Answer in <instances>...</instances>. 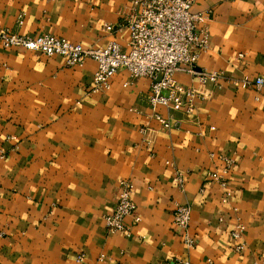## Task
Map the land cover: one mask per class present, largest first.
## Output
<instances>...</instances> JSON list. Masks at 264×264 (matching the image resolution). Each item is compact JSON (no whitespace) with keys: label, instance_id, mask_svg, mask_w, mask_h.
<instances>
[{"label":"crops","instance_id":"crops-1","mask_svg":"<svg viewBox=\"0 0 264 264\" xmlns=\"http://www.w3.org/2000/svg\"><path fill=\"white\" fill-rule=\"evenodd\" d=\"M138 8L135 0H0V29L126 48L127 20ZM193 11H210L209 47L196 68L221 77L201 82L176 72L197 93L190 116L151 107L149 80H132L125 69L93 92V60L67 67L57 55L0 45V264L264 259V84L231 81H264V0H196ZM154 111L179 119L180 128H163ZM219 155L234 159L226 203L203 174L220 169ZM122 179L133 183L140 220L127 217V233H110L103 216ZM174 202L191 209L192 247L173 224ZM237 223L242 251L230 234Z\"/></svg>","mask_w":264,"mask_h":264},{"label":"built area","instance_id":"built-area-1","mask_svg":"<svg viewBox=\"0 0 264 264\" xmlns=\"http://www.w3.org/2000/svg\"><path fill=\"white\" fill-rule=\"evenodd\" d=\"M196 0H135L138 10L127 20L128 43L121 46L116 41L98 47H83L51 33H40L29 36L18 34L7 28L0 29V45L4 48H22L37 51L46 56L57 55L67 67L82 65L86 59L96 64L92 75L93 92L110 86V79L120 69L128 71L130 79L145 77L149 80L147 100L154 109L165 107L170 112H182L187 116L194 113V100L197 93L194 89L180 84L175 74L178 71L188 72L201 82H217L221 77L218 72H208L197 69L199 54L209 47L207 20L210 11H193ZM20 23V21H19ZM106 30H112L106 25ZM240 56L242 54H239ZM242 88L254 86L259 90L264 84L263 78L253 80H231ZM153 118L165 129H179L180 120L172 115L163 116L158 111L153 112ZM223 162L220 169L204 170V179L215 181L223 189L222 203H226L229 193L227 173L234 164V159L219 155ZM175 181L180 189L184 184V176L175 173ZM133 183L122 179L118 184L116 200L109 212L105 213L104 226L110 233H127L125 220L131 217L134 223L140 220L135 202L132 198ZM191 209L189 205L174 202L172 212L173 224L183 232V238L188 247L194 240L187 234ZM242 225L237 223L230 231L231 237L237 240L235 249L242 251L244 243L241 240ZM81 255H78L80 258ZM104 256L100 255V259ZM171 264H190L189 261L175 257ZM264 264V259L260 262Z\"/></svg>","mask_w":264,"mask_h":264}]
</instances>
